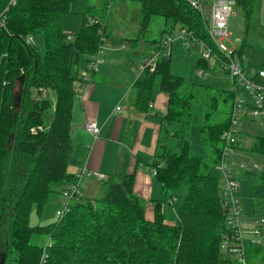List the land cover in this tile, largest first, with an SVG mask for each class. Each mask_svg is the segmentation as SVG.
Masks as SVG:
<instances>
[{"label": "trees", "instance_id": "obj_1", "mask_svg": "<svg viewBox=\"0 0 264 264\" xmlns=\"http://www.w3.org/2000/svg\"><path fill=\"white\" fill-rule=\"evenodd\" d=\"M75 1L0 0V261L4 256V264H241L224 248L237 236L228 223L215 168L222 157L223 133L231 125L236 91L222 89L209 96L211 110L202 115L197 96L208 86L171 72L163 35L150 41L151 48L162 51L156 66H146L133 83L136 107L146 114H151L158 91L168 94L167 108L158 115L150 162L164 194L152 200L153 215L147 216L144 199L135 192L134 174L123 170L118 178L102 182L101 196L85 197L78 189L55 222L30 224L32 209L41 210L52 181L77 183L68 165L76 86L85 81L79 63L85 55L84 70H90L93 55L112 34L105 10L112 0L98 13L90 10L92 6L83 11L78 32L64 31L62 16ZM138 1L141 31L136 42L153 15L169 23L163 31L171 33L178 25L197 39H208L201 14L189 0ZM253 2L235 0L246 17ZM39 31L43 49L26 42ZM244 47L245 43L235 49L237 58ZM200 66L209 67V60L201 56L196 68ZM219 97L230 102L225 117L218 112ZM194 135L201 139L200 147ZM254 148L264 154V134L257 135ZM258 175L264 179V170ZM183 186L185 192L178 193ZM166 202L174 217L167 215ZM35 236H44L45 242L32 241ZM248 238L246 264H264V243Z\"/></svg>", "mask_w": 264, "mask_h": 264}, {"label": "rangeland", "instance_id": "obj_2", "mask_svg": "<svg viewBox=\"0 0 264 264\" xmlns=\"http://www.w3.org/2000/svg\"><path fill=\"white\" fill-rule=\"evenodd\" d=\"M108 0H77L71 4L68 12L62 16L61 27L68 33H76L80 30L83 20V11L89 6L91 11L100 12L106 6ZM108 12V24L112 31L110 37L105 39L102 43V55L108 52L111 47V41L116 43H124V48L121 53L131 51L135 49H147L150 46V41L160 39L161 36H171L172 42L167 48V51L171 54V72L176 75L183 76L187 81L194 84L207 85L203 91L198 92L197 101L200 105V113L203 115L205 112L210 111V102L208 97L222 89H229L232 86V80L230 75L218 68L210 69L209 67L200 66V69L204 70L203 75L198 74L196 63L201 57V52L196 41L186 42L181 36V30L176 25L171 33L163 31L169 23L165 22L164 17L160 15H153L148 23L147 29L144 35L141 36L137 46L132 45L133 38H137L141 28V3L138 0H112L108 8L105 9ZM4 12L2 13V15ZM92 20V18L90 19ZM229 36L225 39V43L230 49H236L241 44L245 43L242 55L238 59L242 62L245 75L251 77L252 70H259L264 68V0H254L252 5V11L249 17H246L237 4L232 5V15L229 19L228 25ZM33 42L43 49V36L42 33L36 32ZM28 37V36H27ZM32 42V43H33ZM114 47V46H113ZM116 47V46H115ZM112 49V48H110ZM85 55H81L80 68L84 67ZM141 61V54L136 53L134 62L139 65ZM136 76V75H135ZM254 82L258 84H264V79L257 76L253 78ZM239 84V83H238ZM241 90L249 93V90L240 86ZM51 99L54 100V92L49 90ZM251 105H254V101L250 99ZM230 109V102H224L219 97V110L221 117H225ZM53 108L47 112L45 116V123L50 121L49 117ZM201 115V116H202ZM194 143L197 142L199 147L201 139H197V136H193ZM236 144L235 152L231 154L228 159L234 161L233 172L236 175L237 186L235 189V196L240 201L241 213L239 218L241 220L242 228L248 232L251 223V218L257 217L264 219V179L258 175L264 170V154L254 148V143L257 140V134L255 133L254 123L249 118L241 117L238 121V131L235 133ZM203 150V149H202ZM200 150V152L202 151ZM243 163L244 167L239 168V164ZM59 181H52L50 188L52 191L49 193L46 203L41 207L39 211L34 207L30 213L29 221L31 225H46L55 222L58 218L56 215L57 210H63L65 203L68 201V197L61 193L59 188L55 186ZM156 186H159V181L155 178ZM157 190V189H156ZM155 190V191H156ZM158 189L157 198H163ZM154 191V192H155ZM185 192V187H181L178 193ZM156 193V192H155ZM102 195V192L91 196V198H97ZM157 195V193L155 194ZM142 197V196H141ZM144 204L148 207L150 201L144 197ZM164 209L168 216L174 217L173 207L168 203H164ZM249 228H247V227ZM264 226V223H263ZM251 228V229H252ZM251 235V234H249ZM256 236V235H255ZM251 237V236H250ZM261 242L264 243V230L261 234L256 236ZM44 236H35L32 241L38 243L45 242ZM224 255L226 254L223 251ZM231 255V254H230ZM235 255L232 254L231 257Z\"/></svg>", "mask_w": 264, "mask_h": 264}, {"label": "crops", "instance_id": "obj_3", "mask_svg": "<svg viewBox=\"0 0 264 264\" xmlns=\"http://www.w3.org/2000/svg\"><path fill=\"white\" fill-rule=\"evenodd\" d=\"M131 44L137 46L138 42L133 38ZM110 45L112 49L109 48L104 56L101 49L103 61L92 72L91 80L77 83L71 122L73 153L68 171L77 176L80 193L89 198L102 192L103 181L118 178L123 170L133 173L135 192L150 201L146 213L151 217L152 200L158 199V189L162 191L160 185L156 186L150 162L155 154L159 132L158 115L167 108L168 94L163 91L155 94L149 109L151 114L140 111L135 104L133 83L143 58L153 48L148 46L147 49L137 48L121 53L126 48L124 43L120 45L112 40ZM139 52L141 61L136 65L135 54ZM117 106L120 108L117 109ZM90 119L96 120L101 127L97 136L86 129V122ZM254 129L259 135L255 123ZM98 173L103 177H99ZM69 185L59 181L55 188L64 194L63 190ZM254 218H251V223ZM251 225L253 223L248 224L249 227Z\"/></svg>", "mask_w": 264, "mask_h": 264}, {"label": "built area", "instance_id": "obj_4", "mask_svg": "<svg viewBox=\"0 0 264 264\" xmlns=\"http://www.w3.org/2000/svg\"><path fill=\"white\" fill-rule=\"evenodd\" d=\"M194 8H196L201 14L203 23L206 28L207 40L197 39L195 35L185 29L181 30V36L184 41L198 43L201 56L204 59L209 60V68L226 71L232 80L231 90L236 91L234 99V107L232 113V120L230 127L224 131L223 138L224 148L220 161L216 164L215 168L220 174L223 195L225 205L228 208V223L234 228L236 232L235 242H225L224 248L229 249L235 253L241 264H246L244 255L245 242L247 237L253 242L259 241L256 236L261 234L264 219L254 218L252 220L253 228L246 232L242 228L239 215L241 213L240 201L235 196L234 192L237 186L236 175L233 172L232 165L234 161H229L230 154L235 152L236 138L235 133L238 131V121L241 117L246 115L256 124L258 133L264 134V84H258L254 82V77L264 78V68L259 70H253L251 77H248L244 73L242 62L235 56L234 49L228 48L225 43V39L229 36L228 25L229 19L232 14V5L235 4V0H189ZM172 37L169 35L163 41L165 52L172 42ZM27 43L33 42V37L29 35L26 38ZM162 54L159 49L151 50V53L145 56L140 64V71L146 66L153 69L156 66L158 57ZM103 61L101 56V49L93 55V60L90 63V70H82L81 75L85 81L91 80L92 72L96 71L99 64ZM198 74L203 75L204 70L198 69ZM140 73V72H139ZM138 73V74H139ZM84 81V82H85ZM239 83V84H238ZM240 86L249 90L246 93L241 90ZM250 97L254 101V105H251ZM120 106H117L119 109ZM86 129L97 136L101 130V127L97 124L96 120H88L86 122ZM244 164H239V168H243ZM99 177H103V174L98 173ZM78 192L77 183L70 184L68 188L64 190V195L70 197L73 193ZM67 203H65V208ZM64 208V209H65ZM63 210H57V217H61L64 214ZM251 234V235H249ZM256 235V236H255Z\"/></svg>", "mask_w": 264, "mask_h": 264}, {"label": "water", "instance_id": "obj_5", "mask_svg": "<svg viewBox=\"0 0 264 264\" xmlns=\"http://www.w3.org/2000/svg\"><path fill=\"white\" fill-rule=\"evenodd\" d=\"M4 256L2 257L1 261H0V264H4Z\"/></svg>", "mask_w": 264, "mask_h": 264}]
</instances>
